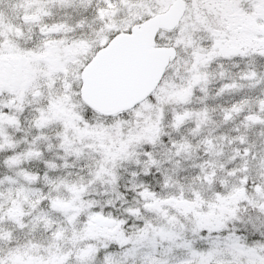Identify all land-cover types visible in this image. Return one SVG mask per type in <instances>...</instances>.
<instances>
[{
  "label": "snow or ice",
  "instance_id": "6c2138e0",
  "mask_svg": "<svg viewBox=\"0 0 264 264\" xmlns=\"http://www.w3.org/2000/svg\"><path fill=\"white\" fill-rule=\"evenodd\" d=\"M0 264H264V0H0Z\"/></svg>",
  "mask_w": 264,
  "mask_h": 264
}]
</instances>
